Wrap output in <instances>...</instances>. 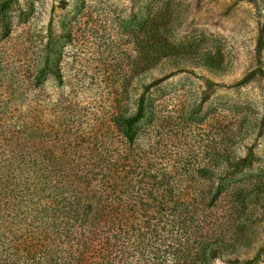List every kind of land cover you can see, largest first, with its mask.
Wrapping results in <instances>:
<instances>
[{"label":"rangeland","instance_id":"1","mask_svg":"<svg viewBox=\"0 0 264 264\" xmlns=\"http://www.w3.org/2000/svg\"><path fill=\"white\" fill-rule=\"evenodd\" d=\"M10 1L0 116L44 128L60 164L131 171L128 201L103 210L130 216L120 264H264V0ZM150 36L169 54L153 67ZM141 97L128 140L112 118Z\"/></svg>","mask_w":264,"mask_h":264},{"label":"trees","instance_id":"2","mask_svg":"<svg viewBox=\"0 0 264 264\" xmlns=\"http://www.w3.org/2000/svg\"><path fill=\"white\" fill-rule=\"evenodd\" d=\"M10 2L0 5L1 13ZM150 37L155 48L150 63L153 67L169 54L159 48L165 40ZM46 69L47 62L35 75L34 85ZM11 93L15 97V91ZM143 102L141 97L134 114L121 112L112 118L128 140L134 138L135 125L143 118ZM1 107L2 111L4 107L10 109L0 100ZM16 120L20 130L14 131L0 116V264H87L95 250L102 259L99 264H120L130 233L116 225L125 219L122 225L127 226L130 216L124 218L117 212L106 215L103 210L128 201L119 194L127 192L126 180L133 177L131 171L124 164H60L45 148L47 131L37 128L34 122H21L20 116ZM19 132L25 134L26 143L30 141L28 149H19L21 142L5 143V134L15 136ZM34 145L36 155L29 150ZM140 172L148 174L145 167ZM209 249L219 250L212 246ZM118 252L122 255L115 261Z\"/></svg>","mask_w":264,"mask_h":264}]
</instances>
